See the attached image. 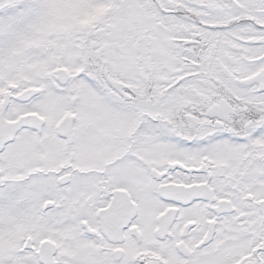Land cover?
Wrapping results in <instances>:
<instances>
[{"label": "snow or ice", "instance_id": "obj_1", "mask_svg": "<svg viewBox=\"0 0 264 264\" xmlns=\"http://www.w3.org/2000/svg\"><path fill=\"white\" fill-rule=\"evenodd\" d=\"M0 264H264V0H0Z\"/></svg>", "mask_w": 264, "mask_h": 264}]
</instances>
